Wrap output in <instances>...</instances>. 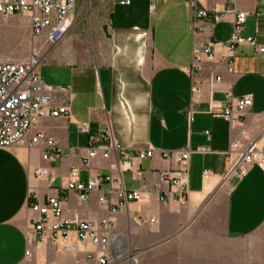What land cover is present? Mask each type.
I'll use <instances>...</instances> for the list:
<instances>
[{
    "label": "crops",
    "instance_id": "0c3cea01",
    "mask_svg": "<svg viewBox=\"0 0 264 264\" xmlns=\"http://www.w3.org/2000/svg\"><path fill=\"white\" fill-rule=\"evenodd\" d=\"M203 7L210 14L245 12L242 38L264 46L262 0H204ZM6 19L18 22L26 48L0 63L36 57L42 81L55 89V105H68L70 115L40 120L30 132L54 139L62 159L45 161L47 149L30 147V138L0 148V264H100L101 251L75 238L69 249L29 242L36 217L30 205L54 197L65 221H116L108 233L113 264H264V171L253 165L244 177L230 173L239 154L264 148V56L247 43L232 54L224 48L234 33L233 14L214 22L195 20L186 0H98L83 27L75 24L54 46L33 38L28 16ZM209 42L216 44L213 60L203 53ZM228 94L252 98L239 122L215 115ZM92 139L99 154L117 142L129 157L113 152L86 166ZM149 150L153 158H138ZM178 150H190L187 165L160 156ZM73 168L83 183L112 175L120 189L102 182L83 202L66 190ZM39 169L46 173L38 176ZM183 169L187 202H161L157 186L169 191L163 174ZM141 190L147 195L140 203L121 199L123 191Z\"/></svg>",
    "mask_w": 264,
    "mask_h": 264
},
{
    "label": "built area",
    "instance_id": "2783aa9c",
    "mask_svg": "<svg viewBox=\"0 0 264 264\" xmlns=\"http://www.w3.org/2000/svg\"><path fill=\"white\" fill-rule=\"evenodd\" d=\"M79 0H0V16L12 17L26 15L30 18L32 36L41 39L45 43L54 46L59 44L68 34L75 22ZM188 6L193 10L195 20L222 21L227 15L233 14L234 33L229 44L224 48L232 54L235 47L240 43H247L254 46L257 51L264 56V46L258 45L253 38L243 39L241 34L246 23L247 14L237 10H226L210 14L203 7L204 0H186ZM264 4V0H262ZM129 4V1L123 2ZM155 10V5H151V11ZM216 44L209 42L203 49V53L209 60L214 59V47ZM218 45V44H217ZM195 63L199 61L198 52H195ZM39 60L31 57L26 63H0V148H10L25 144L30 138V147L44 145L47 152L44 154L45 161L62 159L66 154L58 146L56 141L48 136L37 133L30 136L34 126L43 119L68 118L70 108L68 105L57 106L54 103L55 89L47 86L41 79L38 72ZM232 72V70H230ZM220 81V80H219ZM66 92L65 88L59 89ZM252 106V98H235L232 94L227 95L226 105L215 115L223 117L230 122H239L245 115V111ZM81 132H87V125H78ZM209 138V132H206ZM104 139L109 138L105 134ZM94 140H91L86 166L99 155L104 159H110L113 152L121 157H129L126 149L117 142H113L111 147L106 148L101 154L93 147ZM203 152L206 149H202ZM154 150L141 152L139 159L153 158ZM160 156L165 161L174 158L181 164L187 165L190 158V150H178L174 152L161 151ZM257 165L264 171V148L259 150L255 146H250L235 158L234 166L230 173H238L241 177L246 176L248 167ZM116 166H111L115 170ZM43 169L37 171V175H44ZM208 173L205 172L206 176ZM188 171L168 170L163 174V183L169 187L168 192H164L160 185L157 192L162 193L160 201L163 203H175L183 205L188 200L189 181ZM108 182L111 191L120 189V183L112 175L106 177L96 176L90 178L86 183L79 180V170L73 168L66 186V190L75 193L79 199L85 202L88 197L99 187L100 183ZM147 195L146 190L122 192L121 199L124 203H140ZM104 205H110L107 198H103ZM30 209L36 214L28 230L29 242L39 244H62L65 249L72 248L73 238L88 243L101 251L100 264H113L116 261L110 250L109 231L115 225L113 219L102 220L99 224L75 220L68 222L63 220L62 203L58 197L49 198L47 202H35L30 205ZM118 210L113 208L112 214ZM30 256V251L26 252ZM92 252L90 259L94 257ZM122 259L121 257H117ZM76 264H82L77 262Z\"/></svg>",
    "mask_w": 264,
    "mask_h": 264
},
{
    "label": "rangeland",
    "instance_id": "374dc122",
    "mask_svg": "<svg viewBox=\"0 0 264 264\" xmlns=\"http://www.w3.org/2000/svg\"><path fill=\"white\" fill-rule=\"evenodd\" d=\"M96 2H98V0H79L75 22L72 28L75 24H77L79 28L83 27L85 17L89 16ZM1 17L3 18L1 19ZM6 18V16H0V58L16 59L17 54L24 52L26 47L25 44H19L23 39L17 32L18 22L15 20L8 21ZM29 44L30 43H28V47L30 50Z\"/></svg>",
    "mask_w": 264,
    "mask_h": 264
}]
</instances>
